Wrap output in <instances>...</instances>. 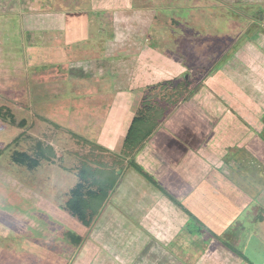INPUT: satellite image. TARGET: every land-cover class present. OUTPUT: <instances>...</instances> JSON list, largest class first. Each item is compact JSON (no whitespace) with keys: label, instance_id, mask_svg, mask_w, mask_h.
Returning a JSON list of instances; mask_svg holds the SVG:
<instances>
[{"label":"rangeland","instance_id":"obj_1","mask_svg":"<svg viewBox=\"0 0 264 264\" xmlns=\"http://www.w3.org/2000/svg\"><path fill=\"white\" fill-rule=\"evenodd\" d=\"M6 1L7 6L0 7V12L10 8L6 17H0V66L8 68L10 77L18 71L13 69L19 65L16 58H25L24 48L40 33H17L15 9L11 10L15 0ZM213 1L216 4L207 7L170 6L150 14L154 22L145 46L155 53L144 54L137 63L138 84L146 82L140 97L149 93L146 85L165 79L149 64L163 62L168 53L176 54L173 59L183 65L178 81L189 82L194 93L200 86L202 91L190 96L196 104L180 103L167 91L188 93L183 86H155L145 101H136L145 118L136 126L139 133L132 151L138 152L168 109L174 113L163 124L192 144L197 131L202 129L204 137L213 129L206 145L208 162L219 163L218 171L228 172L229 177L222 178L233 195L227 205L237 206L231 215L238 219L219 233L207 220L174 203L135 165L105 155L95 143L51 121L84 132L74 117L84 111L90 116L107 114L102 107L107 102L100 97L108 85H91V80L77 90L71 88L79 100L70 104L69 112L65 102L57 105L52 99L46 100L48 110H43L34 85V76L39 75L25 70L29 83L24 96L21 89L14 96L8 92L9 84L0 85V264H229L228 259L231 264H264V146L255 150L246 144L254 136L264 137V0ZM28 57L33 59L32 54ZM136 108L126 111L127 117L134 116ZM246 135L245 144H239L243 150L231 149L236 136ZM16 153L36 160L35 166L17 164ZM82 167L120 184L90 227L65 211Z\"/></svg>","mask_w":264,"mask_h":264},{"label":"crops","instance_id":"obj_2","mask_svg":"<svg viewBox=\"0 0 264 264\" xmlns=\"http://www.w3.org/2000/svg\"><path fill=\"white\" fill-rule=\"evenodd\" d=\"M6 2L1 0L0 7L7 6ZM214 4L216 2L213 0H35L33 3L30 0H15L11 10L15 9V14L13 12L12 16L17 24V33L30 30L40 34L33 35L30 45L24 48L25 58H16L18 67H10L16 68L17 74L8 77L9 74L6 76L8 68L0 66V85L9 84L10 87L6 86L8 92H12L14 96H17L21 89V94L24 96L26 85L29 83L24 71L35 70L39 75V77L34 76V85L40 96L39 102L42 104L40 108L48 110L46 100L52 99L50 102H56L57 105L65 102L67 112L70 104L79 100L76 98V92H72L71 88L77 90L79 86L91 84V80L93 81L91 85H108L102 91V94L105 93L104 97H100V101L107 102V105L102 106L103 109H107V114L100 116L92 113L90 116L84 111L81 116L74 117V120L84 128V132H76L60 122L51 121L59 126L62 125L66 132L69 130L78 133L95 143L105 155L109 154L115 159L125 160L126 165L130 167L135 161L190 213L207 220L212 228L222 233L229 229L230 221L233 223L238 217L231 215L235 213L237 206L227 205L228 199L233 195H230L231 191L226 189V181L222 178L227 177L228 172L218 171L219 163L213 165L211 161L208 162L211 159L206 145L213 129L203 137L202 129L199 128L200 130L195 133L196 141L192 144L188 138L179 136L167 126V122L163 124L166 118L174 113L168 109L163 116L165 118L144 141L138 152L132 151L133 143L139 133L138 128L133 125L140 111L139 105L135 102L145 101V98L155 91L153 90L155 86H160L162 89L171 84L183 86L188 93L179 92L176 88L172 93L167 91V94L170 97L176 95L180 103L192 101L196 104L195 97L193 99L190 97L193 92V89H188L190 83L178 81L184 75L178 69L182 70L183 65L173 59L176 54L168 52L169 56L164 55L163 62L149 64L152 69L162 72L166 76L165 79L161 83L146 85V88L149 87V93H144V98L140 97L139 90L146 82L138 84L141 77L135 72L137 63L143 59L144 54L155 53L151 48L146 51L145 46L149 28L154 22L150 14H154L157 8L163 7L192 5L202 8ZM32 5L35 6L33 9ZM9 9L1 10L0 17H6ZM6 29L7 25L3 32ZM30 54L33 55L32 60H28ZM170 60H173L172 64ZM47 70L62 71V74L49 76L45 73ZM95 78H100L104 82L96 84L95 82L100 81ZM201 91V86L198 93L195 90L197 96ZM134 95H137V98ZM241 99L242 102H246L244 97ZM246 100L248 101V98ZM134 107L138 109L136 114L127 117L126 111ZM59 108L62 109L63 106ZM53 110L55 109H52L54 113ZM88 126L91 130L87 128ZM236 137L231 149L236 147L243 150L244 147H240L239 144H245L243 139L249 136ZM246 144L247 149L256 150L257 145L264 146V137L254 136L252 141ZM128 150L131 151L127 152ZM236 164L242 167L241 163ZM244 177L250 178L249 175ZM226 180L228 181V178ZM232 182L236 183L233 179ZM245 192L247 193L246 189ZM256 193L257 191H254L253 194ZM262 226L264 227V223ZM227 263L231 264L232 261L228 259ZM239 263L240 261H234V264Z\"/></svg>","mask_w":264,"mask_h":264},{"label":"trees","instance_id":"obj_3","mask_svg":"<svg viewBox=\"0 0 264 264\" xmlns=\"http://www.w3.org/2000/svg\"><path fill=\"white\" fill-rule=\"evenodd\" d=\"M144 118L145 117L142 111L139 112L138 116L133 121V125L138 126L142 124L144 122ZM151 134L152 132L148 133L146 138H148ZM13 157V160L17 164L27 166L30 169L35 166L33 164H36V160L24 153H16ZM132 165H135V167L152 183L159 186L164 194L169 195L168 197L172 199L174 203L184 207L183 204L177 201L163 187H161L154 177L144 168L134 162H132ZM78 179V183L70 192L69 201L67 202L65 211L82 225L90 227L94 221L93 219L101 214L109 193L116 189L117 179L100 176V174L85 167L80 169ZM245 259L248 260L247 258Z\"/></svg>","mask_w":264,"mask_h":264},{"label":"water","instance_id":"obj_4","mask_svg":"<svg viewBox=\"0 0 264 264\" xmlns=\"http://www.w3.org/2000/svg\"><path fill=\"white\" fill-rule=\"evenodd\" d=\"M185 78L188 79V75H185Z\"/></svg>","mask_w":264,"mask_h":264}]
</instances>
